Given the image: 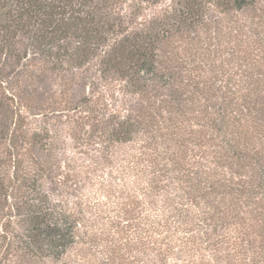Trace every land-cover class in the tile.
<instances>
[{
    "label": "trees",
    "instance_id": "obj_1",
    "mask_svg": "<svg viewBox=\"0 0 264 264\" xmlns=\"http://www.w3.org/2000/svg\"><path fill=\"white\" fill-rule=\"evenodd\" d=\"M263 1L0 0V264H264Z\"/></svg>",
    "mask_w": 264,
    "mask_h": 264
},
{
    "label": "rangeland",
    "instance_id": "obj_2",
    "mask_svg": "<svg viewBox=\"0 0 264 264\" xmlns=\"http://www.w3.org/2000/svg\"><path fill=\"white\" fill-rule=\"evenodd\" d=\"M166 4L167 2L159 5L156 8V10L157 11L161 10ZM261 6L264 9V1L261 4ZM150 13L152 12L150 11ZM243 17H245L243 18L244 20L248 21L246 18V15H244ZM223 23L227 25L228 19L225 18ZM224 31H226V29H224ZM209 33L213 34V29L210 30ZM219 38L221 39V37ZM223 39L224 38H222V40ZM214 44L216 45L217 42H214ZM215 45L211 44L210 46L212 49V56H214V54L218 55L217 51L214 49ZM217 49L222 52L224 48L222 49V47L220 46ZM218 64H219V61H218ZM83 76L87 78L86 81L87 83H89L88 85H84L83 87H78V85L75 83L69 86V88H71V90L74 93H78L77 96L89 94L91 93V91L93 93V88L90 85L91 82H94L96 85V89L94 90L96 91L95 92L96 95H98L99 92H103V91H107L108 93L111 94V86L107 82H104L101 80L98 72L95 71L93 67H91L87 72H85ZM42 87L44 89V92H48V94L50 95H56V94L58 95L60 91L61 92L65 91V83L61 80L60 77L53 75V74H49L48 78L45 80ZM98 243L99 244H96V245L85 243L83 245L77 246L76 248L74 247L72 250L69 251L68 255L64 257L62 260L64 262H71V261H75L77 257L87 256L86 261H83L82 264H109L111 263V260L108 261V263L106 261L107 258L111 259V244L110 243L108 244L107 242H98ZM33 264H52V261L51 260H46L43 262L37 261V262H34Z\"/></svg>",
    "mask_w": 264,
    "mask_h": 264
}]
</instances>
